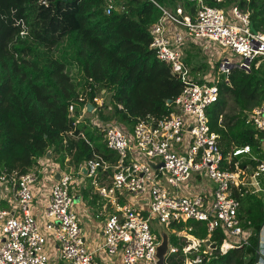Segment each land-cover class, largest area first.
<instances>
[{"label": "built area", "instance_id": "2783aa9c", "mask_svg": "<svg viewBox=\"0 0 264 264\" xmlns=\"http://www.w3.org/2000/svg\"><path fill=\"white\" fill-rule=\"evenodd\" d=\"M148 1L162 11L151 27L150 48L171 66L173 75L184 86L168 116L140 118L132 130L116 121L97 124L107 148L119 156L115 165L98 156L85 165L88 176L95 179L100 170H112L110 183L97 189L113 208L107 213L103 245L91 249L85 240L79 217L73 210L75 200L70 192L73 172L59 173L55 164L46 166L55 176L44 210L45 223L41 225L33 213L39 170L26 174L4 170L0 173V185L13 186L16 208L0 210L3 239L0 264H50L49 239L59 248L60 258L70 264H101L98 259L119 260L121 264H157L160 238L155 233V221L169 230L188 221L205 223L210 234L220 229L225 235L219 249L221 254L244 244L249 246L246 230L238 218L240 202L233 192L245 188L257 195L264 193V158L254 154L250 146H232L225 155L207 112L219 101L220 76L227 78L235 68L251 72L264 63V33L253 32L250 15L238 7L226 12L206 5L203 0H178L179 5L170 10L155 0ZM189 1L196 2L194 18L181 5ZM117 9L124 10V6L118 5V0H107L108 15ZM190 43L203 49L212 44L223 49L218 50L220 56L216 54L218 78L211 77L212 70L205 83L190 79L191 69L185 55V46ZM226 53L228 56H224ZM79 100L88 102L85 95ZM95 102L100 107L104 104L99 97ZM88 107L89 103L85 104L76 124L88 114ZM74 110L71 106L72 116ZM248 121L262 134L264 154V101L249 114ZM250 162L257 164L253 167ZM58 174L59 180L55 178ZM131 197L139 198L138 204L128 202ZM260 232L262 236L264 226ZM197 241L195 247L184 246L182 264H206L205 256L210 252L200 251L205 241ZM178 251L171 245L168 258ZM258 264H264L262 237Z\"/></svg>", "mask_w": 264, "mask_h": 264}, {"label": "trees", "instance_id": "16d2710c", "mask_svg": "<svg viewBox=\"0 0 264 264\" xmlns=\"http://www.w3.org/2000/svg\"><path fill=\"white\" fill-rule=\"evenodd\" d=\"M155 1L170 10L179 5L178 0ZM203 1L226 12L238 7L250 15L251 30L264 33V0ZM43 2L0 0V173L26 174L45 158L64 167L70 157L77 170L95 156L115 165L119 156L107 148L99 127L90 120L76 122L87 103L100 110L107 107L95 102L106 94L111 95L113 120L131 130L140 118L161 119L174 111V104L168 102L176 100L184 85L150 48L151 27L162 11L148 0H118L124 10L110 15L107 0ZM181 5L194 18L196 2ZM191 60L188 51L190 79L205 83L206 63L194 66ZM217 85L219 101L207 115L223 153L227 155L232 146H250L264 158L262 134L248 121L249 114L264 101V63L251 72L235 68L227 78L220 76ZM81 95L87 97V103L79 100ZM233 196L240 202L241 227L250 233L249 246L221 254L224 233L217 229L210 234L205 223L188 221L170 228L175 231L171 244L179 251L168 258V264H182L184 258L186 243L179 244L178 232L205 241L200 251L210 252L206 264H256L264 224L262 198L245 188L235 189Z\"/></svg>", "mask_w": 264, "mask_h": 264}, {"label": "crops", "instance_id": "0c3cea01", "mask_svg": "<svg viewBox=\"0 0 264 264\" xmlns=\"http://www.w3.org/2000/svg\"><path fill=\"white\" fill-rule=\"evenodd\" d=\"M85 116L86 114H84L83 119H85ZM94 126H97L96 123L94 124ZM261 149L263 151L262 147ZM254 154H257L259 157H261V153L260 154L254 153ZM251 163L252 162H250V165L253 166ZM48 164H55L56 166H58L59 173L73 172V176L74 174L77 176L80 175L88 176V174H85L82 171L83 167H85L87 162L84 165H82L79 170H77L75 169L74 166L70 164V157H67L64 167H62L59 163H55L53 160L48 158L40 160L38 166L39 168L38 167H37L38 169L35 168L39 170L40 173H39V183L35 185V199L33 201V213L38 218V221L40 222L41 225L45 223L44 210L49 202V193L51 186L54 182L53 176H55L52 175L50 169L46 168ZM110 170L105 172L100 170L98 172V176L96 177V179L94 178L95 182L97 183V179H99L101 173H105V174L107 173L109 175V180L111 181L112 170L111 172H109ZM101 186H105V185H101ZM88 193L89 191L77 197L76 198L77 202L75 201V203L80 204L79 222L84 230L85 240L91 249H97L101 247L104 243L103 228L107 219V213L112 212L113 208L107 199H104L99 195L98 191L96 192L98 194V197L89 196L90 194ZM15 196H16L15 190L12 185L10 184L0 185V204L1 205L3 203L5 204V207L0 208V210L14 211L16 208ZM126 199H128V197H126ZM87 200L89 201V203L86 202ZM128 202L134 203L132 202V198H130ZM95 203H97L98 207L97 205H95ZM136 204H138V202H136ZM172 233H175V231L172 230ZM2 240L3 239L0 237V244ZM191 241L197 243L196 242L197 239L194 238L193 236H191ZM48 252H49L50 264H63V262H61L63 260L60 258L59 248L57 247L56 244H54V242L51 239H49ZM98 260L101 264H121L119 260H115V261L112 260L104 261L102 259L101 260L98 259Z\"/></svg>", "mask_w": 264, "mask_h": 264}, {"label": "rangeland", "instance_id": "374dc122", "mask_svg": "<svg viewBox=\"0 0 264 264\" xmlns=\"http://www.w3.org/2000/svg\"><path fill=\"white\" fill-rule=\"evenodd\" d=\"M43 3H46L45 0ZM192 45H198L195 43H190L187 44L185 46V55L186 57L188 56V51L191 53V57H192V65L194 66H199L202 63H206V73L207 75L210 74V72L213 70V76H211L212 78H214V76L216 78H218V71H217V65H218V61H219V56H220V52L218 50H223L221 47L212 44L213 46L211 47L210 45H207L205 49H203V47L201 45H198L200 47H196L194 48ZM215 46V47H214ZM64 46H62L60 49H63ZM219 53V56H217L216 54ZM224 56H228V53L224 54ZM230 56V54H229ZM235 58V57H233ZM110 94H106L104 96H99V98L101 99V101H103V106L105 107L107 105V107L103 108V109H97L94 108L92 112H88V114H86L85 119H82V121L86 120L92 123V125L94 126V124H104V125H108L111 123H114V120L112 118L113 112H112V106L110 104ZM227 114L230 113V107L228 108ZM39 168V167H38ZM37 168V169H38ZM35 169V170H37ZM110 183L109 180V175L106 173H101V175L99 176V179H97V183L95 182L93 177H88V176H77L74 174V179L71 183L70 186V192H71V196L73 197V200L76 199L77 197L83 195L86 191H89L88 194H90L89 196H93V197H98L97 189L101 186V185H108ZM166 187H168L166 185ZM264 187V184H263ZM180 195H183V192H179ZM259 195V194H258ZM262 198L263 204H264V193L259 195ZM132 202L136 203L138 202L140 199L139 198H135V197H131ZM86 200V199H85ZM144 200V199H143ZM86 202L89 203V201L87 200ZM87 203V204H88ZM95 205H97V203H95ZM80 204H77L74 202L73 204V210L77 213L78 217H79V213H80ZM98 207V205H97ZM96 207V208H97ZM99 210V209H98ZM80 220V218H79ZM164 230L170 235H172V230H168L166 228H164ZM156 234L158 235V237L160 238L157 230L155 229ZM178 237H181V240L179 241V244L182 245L184 243H186L187 247H195L198 243V241H196L197 243H194L193 241H191V236L188 235L186 232H178L177 233ZM264 238V233L262 234V241ZM185 239V240H184ZM161 241V239H160ZM172 245V244H171ZM177 248V247H176ZM63 262V264H69L66 261H61Z\"/></svg>", "mask_w": 264, "mask_h": 264}, {"label": "water", "instance_id": "95a60500", "mask_svg": "<svg viewBox=\"0 0 264 264\" xmlns=\"http://www.w3.org/2000/svg\"><path fill=\"white\" fill-rule=\"evenodd\" d=\"M176 78H178V76H175ZM173 103V101H169L168 104L171 105ZM93 106L89 105L88 107V112H92L93 111ZM83 173L88 174L87 168L83 167L82 169ZM60 175L58 174L56 176V179L59 180ZM75 201L77 202V199H75ZM264 226V225H262ZM154 227L157 230L159 236H160V245L157 247L156 250V257L158 259L157 264H166L167 260H168V256L170 254L171 251V237L170 235L164 230V228L162 227V225L158 222L155 221L154 222ZM208 245H210V242H208ZM212 249H216V246L213 245L211 247ZM260 250H261V232L259 234L258 237V243H257V247H256V260L255 263L258 264L259 260H260Z\"/></svg>", "mask_w": 264, "mask_h": 264}, {"label": "bare ground", "instance_id": "6f19581e", "mask_svg": "<svg viewBox=\"0 0 264 264\" xmlns=\"http://www.w3.org/2000/svg\"><path fill=\"white\" fill-rule=\"evenodd\" d=\"M245 237H247L249 239L250 233L249 232H245Z\"/></svg>", "mask_w": 264, "mask_h": 264}]
</instances>
